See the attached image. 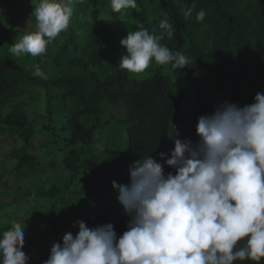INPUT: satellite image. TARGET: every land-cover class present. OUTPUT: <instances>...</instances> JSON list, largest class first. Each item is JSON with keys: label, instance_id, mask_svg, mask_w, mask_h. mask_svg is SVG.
Instances as JSON below:
<instances>
[{"label": "trees", "instance_id": "16d2710c", "mask_svg": "<svg viewBox=\"0 0 264 264\" xmlns=\"http://www.w3.org/2000/svg\"><path fill=\"white\" fill-rule=\"evenodd\" d=\"M136 2L135 9L121 14L112 11L110 0L78 1L60 40L36 57L10 54L8 49L15 40L4 26L12 23L0 26V161L8 176L24 174V180L15 184L11 200L0 201V234L14 223L25 226L23 251L30 257L29 264L47 260L30 255L34 246L62 243L66 233L75 235L79 228L66 225L54 230V238L42 239L40 229L33 226L37 217L43 216L38 209L22 222L11 206L32 199L72 214L75 209L71 204L59 207L63 193L80 185L84 196L98 197L107 189L105 201L94 213L103 225L112 224L119 237L127 230L129 217L112 181L129 184L130 166L148 156L164 165L165 175L175 174L165 160L171 157L176 139L198 140V117L214 112L225 101L242 108L253 103L258 92H264V0ZM188 9L191 14L186 17ZM201 10L205 16L198 22ZM162 20L172 25L171 37L161 29ZM138 25L149 34L163 35L160 43L173 53L183 54L187 66L174 69L153 61L140 74L122 70L121 58L115 56L122 47L118 31L126 38L138 30ZM36 66L43 77L32 75ZM31 88L44 93L43 127L53 137L45 149L62 152V166L71 174L61 186L48 187L40 176L31 142L35 120L27 112L25 101ZM105 105L127 138L121 145L105 147L97 158H83L79 146L92 147L97 131L109 123L104 119ZM160 153L165 154L164 159ZM51 165L58 164L53 160ZM83 169L89 178L78 181ZM234 264L256 262L237 260Z\"/></svg>", "mask_w": 264, "mask_h": 264}, {"label": "clouds", "instance_id": "9594fccd", "mask_svg": "<svg viewBox=\"0 0 264 264\" xmlns=\"http://www.w3.org/2000/svg\"><path fill=\"white\" fill-rule=\"evenodd\" d=\"M77 0L34 3L36 27L14 42L15 57L45 54L49 43L65 32ZM113 12L137 7L136 0H110ZM191 14V9L185 16ZM205 12L197 14L203 21ZM173 35L167 20L160 22ZM138 25L121 39L126 48L119 63L132 74L145 72L154 61L172 68L187 66V58L160 43ZM34 77H43L38 66ZM198 140H175L165 160L175 174L151 156L130 166V183L112 181L118 201L129 217L117 236L114 226L88 227L66 233L54 243L44 264H234L264 259V92L244 107L227 101L198 117ZM164 159L165 154H159ZM75 226V225H74ZM25 226L14 223L0 234V264H29L23 251ZM243 244L238 247L240 242Z\"/></svg>", "mask_w": 264, "mask_h": 264}, {"label": "rangeland", "instance_id": "374dc122", "mask_svg": "<svg viewBox=\"0 0 264 264\" xmlns=\"http://www.w3.org/2000/svg\"><path fill=\"white\" fill-rule=\"evenodd\" d=\"M80 0H77V2ZM35 4L39 3V0H34ZM34 11L33 0H0V26L3 22L12 25H6V29L13 35L15 42L24 34L34 31L36 27V20L34 16H31ZM15 12V13H14ZM104 17V16H102ZM61 38L59 35L54 41L49 43L48 47L55 45ZM118 38H124V35L118 31ZM47 47V48H48ZM126 48L123 46L115 55L122 58L126 55ZM153 64V62H152ZM151 64V65H152ZM31 95L25 98L27 102L26 110L30 114L31 118L35 120L34 133L32 137V145L36 150L38 156V167L41 178L46 185H58L61 186L70 180L71 174L62 166L63 153L54 149H45V144L53 137L51 133L44 129V116H45V98L42 89L31 88ZM107 105H105V108ZM104 119L108 121L107 125H103L96 133L95 142L92 147L79 146L83 151V158H97L105 147H115L121 145L122 141L127 138L125 131L122 127L110 117L107 108L104 112ZM57 162V167H52L51 161ZM89 173L86 170H81L77 180L85 181L89 178ZM9 181L7 185H3L5 181ZM24 180V174L19 173L18 176H11L6 174V169L3 163L0 161V201L9 202L12 198V192L15 184H20ZM76 180V182H78ZM108 190L102 189L99 196L87 197L82 194L80 185L72 187L67 193H63L59 199L63 201L62 205L71 204L75 209L74 213L71 211L53 210L49 207V204H41L39 201L32 199L22 204H15L11 206L12 212L18 214L22 222L29 217V214L35 208L38 209L43 216L37 217L33 226L40 229L42 239L51 237L54 238L56 231L64 228L66 225H70L74 228L78 226L77 221H84L88 227H96L103 225L102 221L98 220L95 216L94 209L96 206H101L105 201ZM65 202V203H64ZM30 219V218H28ZM20 220V222H21ZM65 229V228H64ZM79 229L77 230L78 233ZM51 245L39 243L30 250V255H34L38 258L48 259L50 255Z\"/></svg>", "mask_w": 264, "mask_h": 264}]
</instances>
